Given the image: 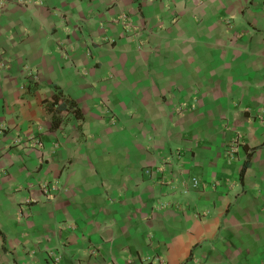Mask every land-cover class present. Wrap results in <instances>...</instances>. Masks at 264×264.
Masks as SVG:
<instances>
[{
	"label": "crops",
	"instance_id": "crops-1",
	"mask_svg": "<svg viewBox=\"0 0 264 264\" xmlns=\"http://www.w3.org/2000/svg\"><path fill=\"white\" fill-rule=\"evenodd\" d=\"M0 264H264V0H0Z\"/></svg>",
	"mask_w": 264,
	"mask_h": 264
},
{
	"label": "trees",
	"instance_id": "trees-1",
	"mask_svg": "<svg viewBox=\"0 0 264 264\" xmlns=\"http://www.w3.org/2000/svg\"><path fill=\"white\" fill-rule=\"evenodd\" d=\"M43 105L52 119V129L56 130L61 125L66 124L71 118L82 120L84 115L76 100L64 94L63 91L57 90L55 94L47 100L43 101ZM249 160L245 163L241 176H244L248 168Z\"/></svg>",
	"mask_w": 264,
	"mask_h": 264
},
{
	"label": "built area",
	"instance_id": "built-area-1",
	"mask_svg": "<svg viewBox=\"0 0 264 264\" xmlns=\"http://www.w3.org/2000/svg\"><path fill=\"white\" fill-rule=\"evenodd\" d=\"M193 183H194L195 185H197V180L194 179V180H193ZM44 192H45V194L49 193V190H48L47 186L44 187ZM58 261H59V258L55 259V263H58Z\"/></svg>",
	"mask_w": 264,
	"mask_h": 264
}]
</instances>
